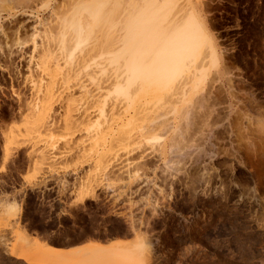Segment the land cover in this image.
Listing matches in <instances>:
<instances>
[{
  "label": "rangeland",
  "instance_id": "1",
  "mask_svg": "<svg viewBox=\"0 0 264 264\" xmlns=\"http://www.w3.org/2000/svg\"><path fill=\"white\" fill-rule=\"evenodd\" d=\"M70 1L0 0V264H264V0H178L213 55L132 104L49 44Z\"/></svg>",
  "mask_w": 264,
  "mask_h": 264
},
{
  "label": "bare ground",
  "instance_id": "2",
  "mask_svg": "<svg viewBox=\"0 0 264 264\" xmlns=\"http://www.w3.org/2000/svg\"><path fill=\"white\" fill-rule=\"evenodd\" d=\"M128 1L132 3H126ZM135 1L72 0L67 6L65 15L54 27L57 36L55 38L50 36L49 40L47 39L49 44L53 42L57 44L59 55L68 58L69 62L74 58L75 53L82 58L94 55L104 59L107 62L104 66L108 67V70L102 69L103 74L108 71L113 74L117 72L123 74L121 81H117L113 87V96L131 104L135 98L133 92L137 90L145 95L156 94L162 99L164 95L175 89L178 78L187 74L196 62L201 61L199 59L203 58L201 56L204 55L205 49L213 55L210 38L193 11L186 14L187 9L185 15H179L185 8L181 2L182 7L177 3L178 0ZM49 55L54 54L49 52ZM205 56L207 57V54ZM214 63L216 62L213 61ZM43 71L48 76L45 84V90L48 92L51 90L49 87L54 84L55 75L54 71L44 65ZM45 105L41 106L43 110ZM38 121L40 125L46 123L48 125L51 122L41 113ZM32 250L29 252H32L36 258L33 262L29 261L31 264H65L72 257L70 253H76L74 249H72L74 252L70 250L64 252L39 242H35V248L33 247ZM22 256L26 257L25 254Z\"/></svg>",
  "mask_w": 264,
  "mask_h": 264
},
{
  "label": "crops",
  "instance_id": "3",
  "mask_svg": "<svg viewBox=\"0 0 264 264\" xmlns=\"http://www.w3.org/2000/svg\"><path fill=\"white\" fill-rule=\"evenodd\" d=\"M85 242H87V241L76 243V244H68V245H64V246H56V245H54V246L59 247V249H61V250H64V251L68 250L69 251V250L75 249L77 246L84 244Z\"/></svg>",
  "mask_w": 264,
  "mask_h": 264
}]
</instances>
